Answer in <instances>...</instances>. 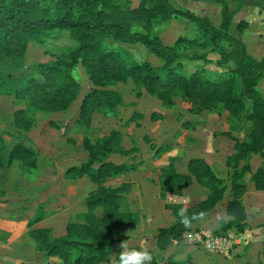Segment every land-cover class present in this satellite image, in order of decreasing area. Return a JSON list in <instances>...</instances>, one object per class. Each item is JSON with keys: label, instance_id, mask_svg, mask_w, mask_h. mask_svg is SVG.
Here are the masks:
<instances>
[{"label": "rangeland", "instance_id": "374dc122", "mask_svg": "<svg viewBox=\"0 0 264 264\" xmlns=\"http://www.w3.org/2000/svg\"><path fill=\"white\" fill-rule=\"evenodd\" d=\"M132 2L137 7L141 0ZM170 2L177 9L209 16L215 24H220L221 6L217 4L219 10L214 6L216 3L210 0ZM243 31L238 29V25L231 28V33L242 40ZM156 33L166 44L175 45L181 37L194 38L198 26L184 15L160 23ZM41 40L44 42L38 38L30 40L24 58L0 63V70L10 74L16 85L32 77L37 64L55 61V55L77 47V42L66 31L44 36ZM106 46L129 53L134 61H149L162 66L160 59L142 44L107 42ZM248 53L256 59L264 57L257 58ZM211 58L215 62L217 55H211ZM214 62L185 61V70L188 74L203 70L227 76V72L219 70ZM71 74L80 84L81 91L78 99L64 111H46L8 92H0V160L3 163L0 166V264L63 263L62 259L45 254L41 241L36 239L39 234L37 237L34 230L47 229L41 237L47 236L50 241L65 234L68 223L82 222L87 210L86 199L98 185L87 175L67 178L66 172L88 161V152L83 145L86 138L97 142L114 132L118 133L116 138L113 137L115 150L103 157L104 161L127 165L130 170L108 178L103 185L120 190L119 211L132 214L134 219L133 225L116 228L117 239H124L123 244L129 248L148 250L159 264L170 258L183 264L264 263V233L261 246L244 244L247 240L244 241L240 235L244 232L226 226L231 219L226 216L224 208L231 197L227 160L236 152L237 142L247 140L253 129V123L248 118L253 109L249 101H246L247 111L243 113L234 114L223 107L196 112L189 99L179 98L175 105L166 106L129 79L106 87L119 93L122 103L97 112L92 124L86 126L79 121L81 105L95 87L82 63ZM258 89L264 97V77ZM19 110L27 111L32 123L29 129H20L15 125V113ZM18 145L35 152V168L12 159V152ZM261 157L264 159V156L253 154L249 159L253 172L245 174L247 192L250 187H255L253 173L264 167L260 165L255 170ZM195 159H203L210 164L226 183V194L220 201L221 205L217 206L219 202L204 217L192 223L183 238L175 239L164 247L159 244V230L177 221L176 216L166 210L165 204H185L197 209L208 197L209 190L193 180L182 195L165 191V197H162L161 171L174 164L179 173L187 174L190 162ZM99 166L100 163H96L95 170ZM243 204L246 208L244 201ZM97 213L102 216L104 209L99 208ZM262 223L264 220L259 222L260 225ZM218 237L228 238V246L219 251L210 250L208 241ZM119 254L120 246L113 247L108 259L101 264H118ZM74 260L71 258L70 263Z\"/></svg>", "mask_w": 264, "mask_h": 264}, {"label": "trees", "instance_id": "16d2710c", "mask_svg": "<svg viewBox=\"0 0 264 264\" xmlns=\"http://www.w3.org/2000/svg\"><path fill=\"white\" fill-rule=\"evenodd\" d=\"M210 1L221 6L219 25L208 16L175 8L170 0H141L137 7L132 0H0V63L24 58L30 40L38 38L44 42L42 37L55 35L58 31L68 32L77 42L76 48L55 55V61L37 64L35 74L20 85L14 83L10 74L0 70V92H8L46 111L67 110L81 91L71 71L82 63L95 87L81 105L79 121L86 126L92 124L97 112L122 103V96L106 87L129 79L166 106L175 105L179 98L189 99L196 112L223 107L234 114L243 113L247 111L246 101H249L253 105L248 114L253 129L247 140L237 142L236 152L227 160L231 197L227 202L226 216L231 220L226 226L245 232L249 226L243 204L247 192L244 178L247 172H253L249 164L251 156H264V97L258 89L264 77V57H252L245 42L231 33L234 17L245 2ZM235 1L240 3L237 8L232 4ZM184 15L198 26L197 35L194 38L181 37L175 45L166 44L156 33V27ZM247 27L245 21L238 24L241 31ZM107 42L142 44L160 59L162 66L149 61H134L127 52L107 48ZM211 55H217L215 62ZM185 61L214 62L219 70L227 72V76L203 70L188 74ZM14 121L20 129H29L32 124L25 110L17 111ZM117 134L114 132L97 142L86 138L83 145L88 152V161L66 172L67 178L87 175L98 185L86 199L87 210L82 222L68 223L65 234L50 241L47 236L41 237L47 229L34 230L36 236L39 234L36 239L41 241L45 254L62 259V264H71V258H75L72 264H101L108 259L113 247L124 242V239L115 237L116 228L133 225V215L119 211L120 190L103 185L108 178L130 170L127 165L104 161L103 157L115 150L113 137L116 138ZM12 159L22 161L30 168L37 165L35 152L24 145L13 150ZM96 163H100L97 170ZM160 180L162 197H165V191L182 195L193 180L209 190L208 197L197 209L185 204H165L166 210L176 216L177 221L159 230V244L164 247L183 238L191 224L222 201L227 191L224 180L203 159L192 160L187 174L179 173L174 164H169L161 171ZM253 180L255 188L264 191V167L253 173ZM99 208L104 209L102 216L97 213ZM181 209L185 210L187 223L180 215ZM152 264L159 263L153 259ZM164 264L183 263L170 258Z\"/></svg>", "mask_w": 264, "mask_h": 264}, {"label": "crops", "instance_id": "0c3cea01", "mask_svg": "<svg viewBox=\"0 0 264 264\" xmlns=\"http://www.w3.org/2000/svg\"><path fill=\"white\" fill-rule=\"evenodd\" d=\"M243 1L245 4L240 10H238L236 16L234 17L232 29L237 28V25L240 22H247L248 27L241 33V36L246 43L248 51L253 56L261 58L264 56V0ZM232 4L234 8H237L240 3L239 1H235ZM214 6L216 8L219 7L217 4ZM218 9L220 10V7ZM220 22L221 14L219 16V23ZM260 165H264L263 158L260 164L255 167V170ZM243 201L248 211L247 222L250 225V228L244 233H240V235L244 241L247 240L244 242V244H248V246L257 245L259 247L262 245V234L264 233V223L261 225L259 224L260 221L264 220V191L256 190L255 187L252 186L244 195ZM219 205H221V202L217 206ZM224 208H226V204L224 205Z\"/></svg>", "mask_w": 264, "mask_h": 264}, {"label": "clouds", "instance_id": "9594fccd", "mask_svg": "<svg viewBox=\"0 0 264 264\" xmlns=\"http://www.w3.org/2000/svg\"><path fill=\"white\" fill-rule=\"evenodd\" d=\"M185 210L181 209L180 215L187 223L184 216ZM153 255L146 249L129 248L126 244L120 245L119 264H152Z\"/></svg>", "mask_w": 264, "mask_h": 264}, {"label": "built area", "instance_id": "2783aa9c", "mask_svg": "<svg viewBox=\"0 0 264 264\" xmlns=\"http://www.w3.org/2000/svg\"><path fill=\"white\" fill-rule=\"evenodd\" d=\"M229 244L228 238L218 237L213 240H209L207 246L210 250L219 251L222 250L224 247H227Z\"/></svg>", "mask_w": 264, "mask_h": 264}]
</instances>
